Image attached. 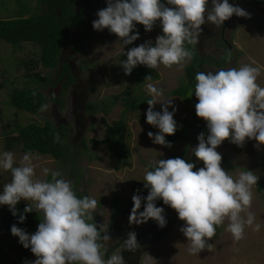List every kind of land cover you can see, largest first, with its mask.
I'll return each mask as SVG.
<instances>
[{"label": "clouds", "instance_id": "clouds-1", "mask_svg": "<svg viewBox=\"0 0 264 264\" xmlns=\"http://www.w3.org/2000/svg\"><path fill=\"white\" fill-rule=\"evenodd\" d=\"M234 14L251 16L229 0H107V7L97 11L98 18L92 26L97 31L108 29L125 46L139 39L137 24L150 32L159 22L162 34L157 35L154 43L148 40L126 52L123 49L127 59L121 65L124 74L131 75L139 65L157 69L160 65L172 67L191 59L192 53L185 43H198L203 32L201 26L206 22L223 26ZM260 74L261 67L251 64L196 74L195 111L207 129L197 135L196 146L187 149L190 157L196 159L174 157L151 164L152 170L146 171L143 178L148 194L145 197L139 190L133 194L129 224L140 225L152 219L159 227H165V209L156 204L162 199L184 221L179 230L190 242L188 251L192 255L205 248L211 251L209 241L225 220L229 221L226 230L236 241L244 238L246 227L254 225L255 231L260 230L261 225L254 223L256 217L250 211L252 187L258 184L259 176L251 169L238 176L229 174L223 166V154L217 150L226 140L240 148L251 140L256 142L253 146L257 150L264 146V87L257 83ZM145 78L150 80L151 75ZM147 91L152 98L147 100L146 122L159 129L156 133L149 131L148 137L154 144L171 148L166 134L174 135L178 130L174 119L178 108L172 99L163 98V89L149 83ZM157 103L161 104L160 111L154 110ZM50 107L43 103L40 111ZM54 140L60 142L59 133ZM33 160L34 154L27 152L19 166H14V153L0 152V171H10L12 176L11 182L0 191V205H7L20 223L33 210L43 213L42 222L33 234L16 224L11 226V234L36 257L24 264H126L120 253L104 258L112 237L104 224L90 222L98 208L97 200L78 197L72 182L59 172H52L50 181L35 179ZM200 162L203 166L197 167ZM49 171L43 168L45 175ZM21 200L33 203H27L20 212L17 204ZM138 245L136 232H128L124 249L134 252Z\"/></svg>", "mask_w": 264, "mask_h": 264}, {"label": "rangeland", "instance_id": "rangeland-1", "mask_svg": "<svg viewBox=\"0 0 264 264\" xmlns=\"http://www.w3.org/2000/svg\"><path fill=\"white\" fill-rule=\"evenodd\" d=\"M36 7L38 9L41 7L36 0H0V19L15 18L19 15V11L25 12ZM105 7H107V0L97 1L90 19L91 29L88 33H83L80 30H72L68 33V40L71 43L80 42L85 37V40L80 42V46L78 45L83 51H80L79 55L72 59L74 67L72 68L75 78H77L76 86H68L65 89L63 88L64 83L53 86L52 82L46 83L45 87L41 86L39 90L47 96V103L51 105L44 112L29 113L17 109L9 102L10 94L14 90L37 87L39 84L34 78L25 75L27 68L21 64V61L37 58L40 48L29 42L13 45L0 40V152L14 153L16 160L14 166H19L21 158L27 153L22 143L15 142L10 150H8V146L6 147V138L17 136V127H23L29 123L43 125L46 121L66 126L67 142L71 145L69 162L73 160L80 168L78 171L81 172H75V176L72 171H68V169L71 170L69 166L71 163L60 162L50 155L34 152V178L50 181L51 173L55 171L59 172L62 178L70 180L72 187L75 177L76 179L80 178L81 183L78 189L84 193L82 196L95 198L98 202L97 211L94 213V222L98 225L104 224L109 231L115 215L113 214L114 209L120 208V205L115 203V198L119 203H128L135 193V186L142 188L139 193L143 195L146 192L143 189L144 175L150 165L158 159L171 158L175 154L185 152L184 158L195 160L194 156L190 157L187 149L196 146L197 135L201 131L207 132V129L205 121L196 115L195 105L198 103V99L195 92L188 96L189 101L172 92L186 81V66L190 59L172 67L160 65L157 69L148 68L147 76L151 75V79H145L143 82L138 79V66L131 75H125L121 61L126 60L127 57L123 55V49L126 52L131 47L138 46L148 40L154 43L157 35L162 34V29L158 22L152 31L140 35L133 44L124 46L116 34L110 33L108 29L103 31L93 29L92 22L98 18L97 11ZM27 16L29 14H25V17ZM260 19L262 20V17ZM257 25V21L253 19L245 20V23L239 22L236 28L233 26L226 35L217 37L219 40L217 45L223 49H217L216 52H213L210 45H205V38L208 35L199 37L201 42L199 41L198 44L199 49L197 46L196 48L199 54L204 57H216L223 54L221 58H225L228 53L229 65L227 68L238 69L246 64L261 67L257 83L264 87V26H261L260 23L261 27H257ZM223 39L230 43V53L222 44ZM68 52L67 48L66 53L68 54ZM36 70L44 76L50 73L48 68L41 65ZM204 71L214 70L206 65ZM149 83L163 89V98L173 100L174 105L178 108L174 119L178 126L182 125L187 130L184 137L172 142L171 148L154 144L148 137L149 131L153 133L159 131L158 128L146 122L148 104L142 110L129 111L123 102L127 96L124 97L122 92L127 89L140 99L144 96L151 99L152 97L147 91ZM118 95L119 98L115 101V96ZM52 97L61 98L62 106L53 102ZM89 103L96 105L95 112L88 111ZM110 103L112 106L109 105ZM108 105L110 108L106 112L103 111L102 108ZM154 110L160 111L161 104L157 103ZM169 110L171 111V108ZM121 118H125L128 131L121 145L123 156L119 163L115 155L108 149V144L95 147L89 143V139L106 137L105 122L112 123ZM255 143L254 140H251L245 146L249 154L248 157H245L246 159L235 157L230 146L231 143L227 140L217 149L223 154V166L229 174L238 176L240 172L251 169L259 176V181H264V146L257 150L253 146ZM202 166V162L197 165V167ZM45 167L50 170L47 175L43 172ZM11 179L10 171H0V191H3L4 185L11 182ZM73 189L76 190V188ZM252 192L253 204L250 211L256 217L254 223L261 225L259 231L254 230V225L246 227L244 238L236 241L232 234L226 230L229 221L225 220L222 225L217 227L216 236L209 241L212 244L211 251L205 248L199 254L192 255L188 251L190 242L179 230L184 221L178 219L177 212L172 209L175 216L167 222L169 225L167 233L155 241L156 236L151 240L150 248L140 256V259L137 260L138 264H264V196L259 193L257 185L252 187ZM24 202L33 203L32 201ZM156 202L162 203L163 201L158 199ZM3 207L4 205H0V245L2 248L0 264H24L26 260H35V255L18 242V237L6 234L2 223ZM167 208L164 211L166 217L171 212V208L169 211ZM39 213L43 217V213ZM242 215L245 214L242 213Z\"/></svg>", "mask_w": 264, "mask_h": 264}, {"label": "trees", "instance_id": "trees-1", "mask_svg": "<svg viewBox=\"0 0 264 264\" xmlns=\"http://www.w3.org/2000/svg\"><path fill=\"white\" fill-rule=\"evenodd\" d=\"M41 5L38 7L28 9L25 12H20L15 18L0 19V40H4L13 45H19L22 42H29L37 45L40 48V53L37 58H31L29 60L21 61V64L27 68L25 75L30 78H34L39 84L37 87H24L22 89H16L10 94L9 102L17 109L27 111L29 113H38L40 111V105L48 102L47 96L40 91L41 86H46L48 82H52L53 86L56 85L59 80L65 78L64 88L66 89L69 84L74 81L73 75L71 76L70 66L66 61H63L61 56L63 54V48L68 40V33L72 30H80L83 33H88L91 29L90 19L92 17L93 10L98 0H36ZM25 14L29 16L25 17ZM158 25V22L155 26ZM154 26V27H155ZM153 27V28H154ZM257 27H261L257 25ZM136 30L140 35L146 33L142 24H137ZM82 40H85L83 37ZM186 49L191 51L192 57L189 64L186 66V81L182 82L180 86L174 89L173 94L184 97L185 100L195 90L196 74L201 72V68L204 64L210 63L215 66H223L229 54L225 58H216L214 56L203 57L199 54L195 44L185 43ZM74 49L78 52L83 51L78 44H75ZM48 68L50 73L46 76L41 75L36 68L39 66ZM139 81L143 82L148 74V68L143 65L138 66ZM56 78V79H55ZM35 93V95L33 94ZM124 97V104L127 110L136 111L142 110L147 106V100L149 97L144 96L139 98L132 94L131 90H125L122 92ZM119 95L115 96V101L118 100ZM58 106H62V99L57 97L51 98ZM110 106L111 103L109 104ZM102 108L103 111H107L110 106ZM88 111L95 112L96 105L89 103ZM106 137L101 139L90 138L89 143L92 146H101L108 144V149L118 159L119 163L122 161L123 151L121 145L125 139V135L128 131V125L125 118L115 120L112 123L105 122ZM186 128L178 126V130L174 135H167L166 139L175 142L176 140L186 135ZM17 136L12 138H6V147L8 150L13 148L15 142H21L25 152H36L41 155H50L54 159L64 163H71L69 166L75 176L76 173H80V168L72 161L71 158V145L67 142V127L64 125H56L51 121H46L43 125L36 123H29L23 127H17ZM56 133H59L60 142L57 143L54 140ZM84 143V140H82ZM185 152L175 154L174 157H185ZM126 159V158H125ZM123 160L125 163L126 160ZM186 161L189 158H184ZM149 170H152L149 167ZM148 170V171H149ZM76 172V173H75ZM74 176V175H73ZM79 177V176H78ZM81 181L80 178L73 182V188H78ZM142 189V188H141ZM138 186H135L134 192L141 190ZM145 189V188H143ZM257 189L261 195L264 196V181H259ZM148 190V189H146ZM77 196L82 198L80 190L75 191ZM118 203V199L115 198V203ZM29 202L20 201L17 204V209L22 212L25 205ZM32 204V203H29ZM2 223L3 228L9 236L11 234V226L16 224L18 227L23 228L26 232L37 231L39 223L42 222L43 217L39 212L33 210L26 214V220L20 223L18 216L14 217L8 206L3 207ZM95 223L94 220L90 221ZM2 256V248L0 245V258Z\"/></svg>", "mask_w": 264, "mask_h": 264}, {"label": "flooded vegetation", "instance_id": "flooded-vegetation-1", "mask_svg": "<svg viewBox=\"0 0 264 264\" xmlns=\"http://www.w3.org/2000/svg\"><path fill=\"white\" fill-rule=\"evenodd\" d=\"M229 2L239 5L240 7L245 9L248 13H250L251 16H250V18H245V17H237L234 14L229 20L224 22L223 26H220V27H216L214 24H212L210 22H206L204 25H202L201 27L203 29V32L201 33L202 34L201 36L208 35V37L205 38V45L206 44L210 45V48H212V50H214L213 52H216L217 49H223L221 46L217 45L219 43V40L217 39V37L226 35L233 26H234V28H236V25L239 22L245 23V20H252L253 19V20L257 21L258 25L260 23L261 26H264L263 25L264 24V22H263L264 21V0H229ZM261 17H262V20L260 19ZM76 30H78V29H76ZM199 41H200V38H199ZM199 41H198V44H199ZM80 42L75 43V41H74L72 43L71 42L66 43L64 48H63V54L61 56L62 60L66 61L69 64L70 72L72 73V75L74 77V81L71 84H69L70 87L76 86L77 78H75V73L73 71L74 67H73L72 59L75 58L76 55H79V52L76 51L74 49V47H75V44H78L80 46ZM198 44H195V45L198 47ZM222 44H224L226 46V48H227L226 50L230 53V50H231L230 43L226 39H223ZM67 48L69 49L68 54L66 53ZM198 49H199V47H198ZM227 55H228V53H227ZM221 56H223V54ZM221 56H216V58H221ZM206 65L210 66L214 71H218L220 69H227V66L229 65V63L227 61L221 67L212 65L210 63H206L202 66L201 71H204V66H206ZM64 80H65V78H62L61 80H59V82L57 84L59 85V83H64ZM77 124H78V122H77ZM247 144H248V142L244 145L243 148H240L234 144H231L230 146L232 148L234 156L238 157V158L248 157L249 154L247 152V148L245 147V146H247ZM78 188H76V190H79ZM144 191H146V192H144V194L143 193L142 194H143V196L146 197L148 194V190L144 189ZM80 192H81V190H80ZM82 194L84 195V193H82ZM130 202H132L131 205L127 206V204H129ZM162 203L156 202L157 206L158 205L162 206L163 205ZM143 204H144V201H142V207L140 209L141 211L143 210ZM119 205H120V208H118L117 210L114 209L113 214H115V215L113 216L114 219L112 222V226L110 227V230H109V234L112 237V241H110L106 245V251H105V257L104 258L108 259L114 253H120L123 255L126 264H135L136 260L140 259V256L145 253L144 251H146L148 248H150L151 240H153V238L159 234V232L162 228L159 227L157 222L155 220H152V219H150L147 223L140 224V225L129 224L128 217H129L131 209L133 207V201L131 200L126 204L120 202ZM167 207H164V209H166ZM170 208L171 207L167 208V211H169ZM174 216L175 215L172 212V208H171V212L168 213L167 217L165 216L167 219V222L170 219L174 218ZM130 231L136 232L137 240L139 243L137 250L134 252L124 249V241H125V239H127V234ZM117 245H118V247H117Z\"/></svg>", "mask_w": 264, "mask_h": 264}, {"label": "water", "instance_id": "water-1", "mask_svg": "<svg viewBox=\"0 0 264 264\" xmlns=\"http://www.w3.org/2000/svg\"><path fill=\"white\" fill-rule=\"evenodd\" d=\"M202 35V34H201ZM200 35V37H201ZM201 39V38H200ZM198 44V43H195ZM196 46V45H195ZM169 228V225H166L164 228H162L158 235H156V238H154V241L157 240V238H160V236H163L167 233V230ZM138 260V259H137ZM136 260L135 264H138V261Z\"/></svg>", "mask_w": 264, "mask_h": 264}]
</instances>
